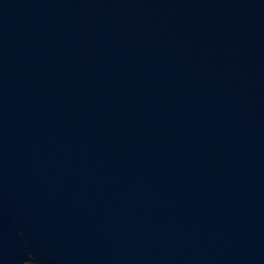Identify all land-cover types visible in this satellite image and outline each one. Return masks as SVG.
Listing matches in <instances>:
<instances>
[{"label": "water", "instance_id": "water-1", "mask_svg": "<svg viewBox=\"0 0 264 264\" xmlns=\"http://www.w3.org/2000/svg\"><path fill=\"white\" fill-rule=\"evenodd\" d=\"M0 264H264V0H0Z\"/></svg>", "mask_w": 264, "mask_h": 264}]
</instances>
